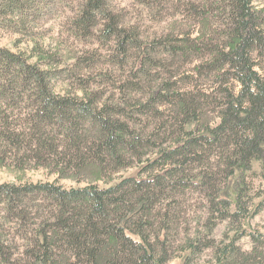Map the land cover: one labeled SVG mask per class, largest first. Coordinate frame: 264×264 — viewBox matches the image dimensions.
I'll return each mask as SVG.
<instances>
[{"label": "trees", "instance_id": "16d2710c", "mask_svg": "<svg viewBox=\"0 0 264 264\" xmlns=\"http://www.w3.org/2000/svg\"><path fill=\"white\" fill-rule=\"evenodd\" d=\"M131 2L136 17L113 0H0V168L55 177L0 183V264H168L179 252L190 264L205 250L215 264H264V233L244 229L264 209V8ZM56 16L65 41L96 48L66 57L41 41ZM171 16L160 35L138 24ZM9 34L16 51L1 45ZM68 62L75 71L53 67ZM193 63L197 78L182 71ZM61 76L78 90L57 93ZM231 180L235 202L222 196Z\"/></svg>", "mask_w": 264, "mask_h": 264}, {"label": "rangeland", "instance_id": "374dc122", "mask_svg": "<svg viewBox=\"0 0 264 264\" xmlns=\"http://www.w3.org/2000/svg\"><path fill=\"white\" fill-rule=\"evenodd\" d=\"M113 3L114 4L118 3L121 9L126 10V13L130 12L132 16L136 17L135 15H133L132 10L128 9L126 6L127 4L132 5L131 0H113ZM255 5L259 9L264 8V0H255ZM58 19L59 18H57V16H56L54 19L48 20V22L46 24H44L45 29L40 30L42 32V36L40 37V39H43L41 41H45V43H53L54 46L57 45V47L61 48L62 53H64L63 55H65L66 57H71L70 55H73L74 51H79V50H83V49L85 51H90V50L96 48V46H93V45H85V44L75 43L73 40L65 41L66 38L68 37V35L65 32H62V33L58 32L60 30L59 28H61V20H58ZM126 21L129 23L130 22L134 23V21H132V20H126ZM175 22H176V19H174V17L172 18V16L169 18H165V20H162L160 22L148 21L147 19H143L141 17L138 24L141 26L142 33L145 36H147V35L150 36V35H153L154 33H157L160 35V33L164 32V31L172 32L174 30V25H176ZM178 22H181L179 24H185L186 27H188L187 25H189V23H186L185 21L182 22V21L178 20ZM18 38L19 37L13 36L10 34L4 35L1 38V45L16 51L14 48V44ZM23 47L25 48L26 46H23ZM98 47L99 46L97 45V48ZM99 53L102 56H104L105 58L110 54V52L107 49H102V48H99ZM90 64H92V63H90ZM74 65H75V63H70V62L59 63V65L57 63H53L54 68L65 69L66 72L67 71H72V72L75 71ZM198 65H199V63H193L189 66H185L182 71L185 70V71H187L186 75H189V76L193 75L197 78L198 77V75H197ZM263 65H264V63H263ZM98 67H100V66H93V70H96V68L98 69ZM260 73L264 76V70H261ZM83 74H85V72H83ZM62 76H64V75H62ZM62 76L60 78H57L56 80H54L55 91L59 94H64V93H66V91L75 93L79 87H75V86H72L70 84V80L68 78L69 76H65V77H62ZM94 89H96L95 85H92L89 87L88 90L91 91ZM209 121L212 122L213 126L218 123V119H216L215 116H213V115H212V117L209 118ZM194 127H195L194 125H190L188 127V130H192V129H194ZM140 168L136 167V168L128 169L126 171H122L120 174L115 176L114 182L112 184L119 182L120 179H122V178L137 176ZM256 169L258 170L259 168L257 167ZM54 180H55V177L51 176L44 169L30 170L24 174H16V173H14V171L0 168V183H10V182L11 183L12 182L13 183L14 182L19 183L20 181L37 183V182H53ZM232 182H233V180L230 181L228 187L222 193V196L224 198L230 199L231 201L235 202V193L232 189V184H233ZM62 184L64 186H66L67 188L80 186L77 183H73V182H69V181H62ZM260 184H261L260 180H256L255 187L259 188ZM81 186H84V185H81ZM100 186L102 188L106 187V185H104L102 183H100ZM263 200H264V196L262 198L256 199V203H259ZM191 209H192L193 214H194V212H198V213L200 212V210L196 209L194 206L190 208L189 212H191ZM244 229L264 233V209L259 213L258 216H256L255 218L251 219L248 223H246V225L244 226ZM224 231H226L225 224L221 225L218 228V230L215 232L214 236L221 238ZM176 243H178V242H176ZM176 245H178V244H176ZM240 245L246 250L250 249L251 248L250 238L249 237L243 238L240 241ZM188 256H189V252H179L174 256V258L172 260H170L168 262V264H185ZM190 264H215L214 259H213V255H212V250H205L202 254L195 257L193 263H190Z\"/></svg>", "mask_w": 264, "mask_h": 264}]
</instances>
